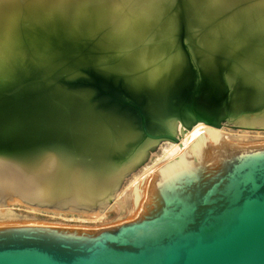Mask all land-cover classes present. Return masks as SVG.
I'll return each instance as SVG.
<instances>
[{"label":"bare ground","instance_id":"6f19581e","mask_svg":"<svg viewBox=\"0 0 264 264\" xmlns=\"http://www.w3.org/2000/svg\"><path fill=\"white\" fill-rule=\"evenodd\" d=\"M153 4L0 0V16L5 9L11 13L6 22L0 21V84L10 82V74L17 71L11 82L48 98L53 114L30 124L33 128L23 116L19 123L13 118L0 122L1 131L11 130L5 139L0 135V205L17 189L7 172L11 159L45 157L49 151L72 155L62 156L59 164L55 156L43 157L39 172L47 173L46 190H65L77 181L84 194L70 192L56 204L102 213L118 195L123 177L153 147L163 149L167 163L191 145L194 130L202 125L219 129L222 138L228 129L264 134V98L258 95L264 87V0H230L203 10L204 18L195 23L185 0ZM21 6V15L32 21L28 41L15 19ZM191 27L200 28L199 42L189 40ZM173 30L183 53L179 70L166 69L159 60L172 53ZM21 64H26L22 71ZM12 67L16 70L10 71ZM98 88L117 97L101 95ZM126 95L141 105L150 131H166L177 139L145 136L137 112L121 99ZM193 98L215 106L223 120L186 125L181 117L190 113L184 102ZM73 157L82 165L76 167ZM3 171L7 175H1ZM131 197L134 210L139 209V184L120 199L121 205L129 204Z\"/></svg>","mask_w":264,"mask_h":264},{"label":"water","instance_id":"95a60500","mask_svg":"<svg viewBox=\"0 0 264 264\" xmlns=\"http://www.w3.org/2000/svg\"><path fill=\"white\" fill-rule=\"evenodd\" d=\"M121 99L145 136L177 139L150 131L141 105ZM201 103L184 102L195 121L223 120ZM139 186L142 208L117 226H0V264H264V142H231L202 125L183 153L144 173Z\"/></svg>","mask_w":264,"mask_h":264},{"label":"rangeland","instance_id":"374dc122","mask_svg":"<svg viewBox=\"0 0 264 264\" xmlns=\"http://www.w3.org/2000/svg\"><path fill=\"white\" fill-rule=\"evenodd\" d=\"M22 9V6L21 9L18 7L14 13H16L15 19L20 21L21 26L23 29H25L24 40H27L29 37L28 31H30L32 28V21L29 22L30 19L26 16V13L21 15ZM9 14L11 13L7 9H5L3 13L1 12L0 21L6 22L7 16ZM1 25L2 24H0V27ZM24 67H26V64H21L18 66V68H22L20 71L24 70ZM9 69L10 71L16 70L13 67ZM16 72L17 71L11 73L10 75L14 76ZM11 76L9 79L10 82L8 81L4 84L1 83L2 85L0 84V122L2 123L6 119L10 118L11 120V118H13L14 123H19L21 117L23 116L27 120L28 125H30L38 123L45 118H51L53 114H51L49 108L48 102L50 100L36 92L31 93L30 90H25L22 87V84H17L14 81L11 82L13 78ZM41 114H43L44 117H40L39 115ZM34 126L35 125H30L31 128ZM9 132H11V130H6L5 132L0 130V135H3V137L5 136V139L7 136H10ZM223 138L228 141L241 144L264 142L263 133L246 134L242 131L238 132L229 129L223 132ZM45 155V157L43 155L40 157L37 155H32L29 159L26 158V160L11 159L9 166L7 167V172H11V179H13L11 185L17 189H15L14 192L11 193L7 198H4L6 202L5 205H0V210L3 209V212L0 213V226L31 224L75 228H105L132 221L137 217L140 209L142 208L144 197L141 199L139 209L135 210L132 197L129 199V204L126 206L121 205L120 199L124 197L126 193L130 192L134 185H138L140 183L142 175L146 173L148 169L152 170L157 168L163 165L167 160L163 149L159 145L153 147L151 151L147 153L145 159L139 164L140 166H133L132 171L123 177L120 183L118 195L107 204V206L104 208V211L101 213L98 210L86 211L78 207H64L56 204L57 201H59L61 198H65V196L69 195L70 192L74 193V195L84 194L80 190L83 186L79 182L74 181L71 183L73 187L71 186V188H68H75L74 191H69L68 189L62 190L59 187H57L59 190L51 188L52 190L47 191L45 188V186L49 184L47 173L44 172L41 174L39 172L40 169H43L44 164H42V161H44L46 158L48 159V157L51 155L56 157L57 163L59 164L62 161V156L70 157L72 155H64L59 151H55L54 153H51L50 151L45 152ZM78 158L79 157H76L75 159V157H73L76 167L78 165H82L80 164V161H77ZM7 172L5 173L3 171L1 172V175H7ZM135 179L136 182L134 183ZM59 183L62 184L63 181ZM77 199H79V196ZM7 208L9 211H4L5 209L7 210Z\"/></svg>","mask_w":264,"mask_h":264},{"label":"snow or ice","instance_id":"6c2138e0","mask_svg":"<svg viewBox=\"0 0 264 264\" xmlns=\"http://www.w3.org/2000/svg\"><path fill=\"white\" fill-rule=\"evenodd\" d=\"M168 0H154V7H159L161 3H167ZM185 3L191 8V18L193 23L198 20H202L203 10H211L217 6H222L224 4L230 3V0H185ZM175 32L174 30L169 33V40L172 44V53L170 56L161 55L159 60L161 62V66L170 69L174 68L175 70H179V67L182 65L183 53L175 45ZM190 41H200V28L199 27H191L190 28ZM261 98H264V87H262L258 93ZM185 120L186 125L190 126L191 123L195 122V119L199 118L195 114H189L184 117H181ZM130 135H134V132L131 129H127Z\"/></svg>","mask_w":264,"mask_h":264}]
</instances>
